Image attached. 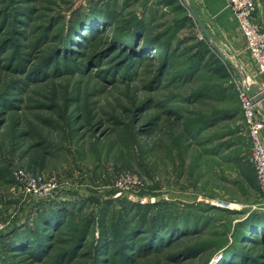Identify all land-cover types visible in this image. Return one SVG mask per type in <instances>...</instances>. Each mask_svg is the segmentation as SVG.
I'll use <instances>...</instances> for the list:
<instances>
[{
  "label": "rangeland",
  "instance_id": "1",
  "mask_svg": "<svg viewBox=\"0 0 264 264\" xmlns=\"http://www.w3.org/2000/svg\"><path fill=\"white\" fill-rule=\"evenodd\" d=\"M205 5L201 0H0V224L6 231L31 227L28 221L42 203L48 208L64 202L81 212L51 234L41 261L25 253L8 261L264 264V241H238L246 213L264 210L237 97V88L253 83L248 55L239 48L240 35L226 32L230 22ZM92 17L99 21L88 25ZM89 26L100 33L91 34ZM135 26L136 46L143 48V39H149L167 52L162 73L159 50L137 55L132 44L110 48L112 38ZM212 58L226 77L209 66ZM258 108L264 118V108ZM196 122L200 134L192 130ZM15 169L54 178L57 190L46 198L25 197L12 178ZM126 176L139 185L128 178L126 188H118ZM128 204L139 210V219L170 213L190 231L177 238V246L165 243L143 254L129 250L124 262L120 253L111 256L113 244L96 253L104 241L100 225L111 231ZM85 223L91 226L88 244L77 255L62 257L74 230ZM132 239L130 245L141 243Z\"/></svg>",
  "mask_w": 264,
  "mask_h": 264
},
{
  "label": "trees",
  "instance_id": "2",
  "mask_svg": "<svg viewBox=\"0 0 264 264\" xmlns=\"http://www.w3.org/2000/svg\"><path fill=\"white\" fill-rule=\"evenodd\" d=\"M92 18L93 19L90 22H87L88 25L98 20L95 17ZM78 24L79 23L74 25V30L79 28ZM80 25L83 26V24ZM134 28V33L133 31H128L122 36L119 35V37L116 36L112 38L110 48L118 46V43H121L122 45L132 44L131 51L137 55L139 53L147 55L151 52V48H153V50H159L160 52H163L162 58H164L160 61L162 64V73L167 64V52H164L159 45L151 42L149 39H143V48L136 46L135 41L138 37L136 35L137 27L135 26ZM82 30L84 31L86 28L82 27ZM88 30L91 34L95 32L96 34L100 33V31L93 30L92 26L87 27V31ZM141 36L143 37L144 35ZM131 51L129 54L132 53ZM209 66L211 68L213 66V70H215L216 74L219 76H227L225 68L221 65V62L218 59L215 58V60H213L212 58V62L211 64L209 63ZM3 98L4 97H1L0 101H2ZM194 127L195 129H192L193 132H199L198 134H200L201 129L200 126L198 127V122L195 123ZM132 205L133 204H128V207L122 206L121 211L114 221L111 231L108 227L105 228L103 225H100V236L104 241H102V243H97L98 245L95 248L96 253H100L113 244L115 245V250L111 253V256H115L120 253V257L122 258L121 261L124 262L127 259L129 260V250H131V253L133 254H136L137 252L143 254L144 250L146 252H148V250L157 252L164 248L165 243H167V248L177 246L180 242L177 238L184 237L189 233L188 231H190V227H188V224H186L185 221L179 223L178 219L175 217L173 218L170 213L160 218L161 220L158 217L153 216L147 221V217L145 215H142V218L139 219L137 215L140 212H138L139 210L133 211L134 208L130 209V206ZM38 206L41 207V210L38 212L35 210L32 221H28V223L31 224V227H28V225L27 227L16 226L15 228L7 231L5 229L0 233V260L4 263L12 264L6 257L15 258L23 253L27 254V256H32V260L37 262L41 261L44 258L43 256H45V250L48 244H50L51 234L62 227L68 226L74 217L81 215V212L79 211L80 207L75 205V207L71 208L64 202L48 205L50 206L48 208H44V203ZM139 207H141V205H138V208ZM246 215L247 216L244 217L243 221H241L243 231L240 233L238 238V241L240 242L239 244L245 243L247 240H251L253 243L263 242L264 210H252L246 213ZM90 231L91 226L89 223H85L82 227L80 226L76 228L74 230L75 237L70 241L71 243L69 244L68 249H65L62 257L77 255L81 246L88 244L86 239L90 235ZM133 237L134 239H132ZM258 238L260 239L258 240ZM131 239L134 241H141V243L130 245L132 242ZM192 253L193 251H188V254ZM95 260L97 263H100V259L98 257H95Z\"/></svg>",
  "mask_w": 264,
  "mask_h": 264
},
{
  "label": "built area",
  "instance_id": "3",
  "mask_svg": "<svg viewBox=\"0 0 264 264\" xmlns=\"http://www.w3.org/2000/svg\"><path fill=\"white\" fill-rule=\"evenodd\" d=\"M232 12L237 27L243 35L245 47L256 66L257 73L264 78V29L258 23L254 22L253 15L256 11V0H225ZM247 87L237 88V97L241 106V112L244 122H246L249 138L252 145L251 161L255 167L258 187L260 189L262 200L259 207L264 209V140L261 137L262 129L264 128V118L259 113L257 101L247 92ZM264 92V88H261ZM130 176L121 177L119 179L118 188L123 187ZM12 178L18 185L22 194L25 197H34L37 199L46 198L55 193L57 190V182L54 178H42L38 175L27 173L21 169H15L12 172ZM140 183L136 177L129 178ZM139 185V184H138ZM121 194L115 193L114 197H119ZM219 203H214L219 206ZM223 205V204H222ZM225 206V204H224ZM241 207L237 205L236 209ZM6 229V225L0 224V233Z\"/></svg>",
  "mask_w": 264,
  "mask_h": 264
},
{
  "label": "crops",
  "instance_id": "4",
  "mask_svg": "<svg viewBox=\"0 0 264 264\" xmlns=\"http://www.w3.org/2000/svg\"><path fill=\"white\" fill-rule=\"evenodd\" d=\"M204 2V4H206V8H211L212 10L215 11V13H220L223 15V23H225V21H228L230 22V25H229V30L228 29H225L226 32H234V33H237L238 35H240V43H239V48H242L246 55L247 56V60L248 62L246 63V67H247V70H248V74H250V76L253 77V84H256L258 87H261L263 88V85H264V78L262 76H260L256 70V66L254 65L246 47H245V41H244V38L242 36V34L238 31L237 29V24H236V21H235V18L232 14V12L230 11L229 9V6L227 5L226 1L225 0H201V2ZM257 3H256V11L253 15V19H254V22L258 23V25L264 29V0H256ZM209 2V3H208ZM222 23V25H223ZM233 40V39H231ZM247 83H252L250 81H248ZM246 83V84H247ZM245 84V86H246ZM263 136V137H262ZM261 137L263 138L264 140V128L262 129V132H261ZM240 161V160H238ZM240 164V163H239Z\"/></svg>",
  "mask_w": 264,
  "mask_h": 264
},
{
  "label": "water",
  "instance_id": "5",
  "mask_svg": "<svg viewBox=\"0 0 264 264\" xmlns=\"http://www.w3.org/2000/svg\"><path fill=\"white\" fill-rule=\"evenodd\" d=\"M188 10H189L190 14L192 15V17L194 18V20L197 21L196 23L199 26V28H201L202 32L206 35V37L208 39H211V36H210L208 30L206 29L204 24L201 22L199 17L196 15V13L192 9H190L189 7H188ZM246 87H247L246 89H247V92L249 93V95L252 96L254 98V100L257 101L258 103H260V106H262L264 108V92H263V90H261L260 87H258L256 84H253V83H247Z\"/></svg>",
  "mask_w": 264,
  "mask_h": 264
},
{
  "label": "bare ground",
  "instance_id": "6",
  "mask_svg": "<svg viewBox=\"0 0 264 264\" xmlns=\"http://www.w3.org/2000/svg\"><path fill=\"white\" fill-rule=\"evenodd\" d=\"M220 206V205H219ZM228 207V206H227Z\"/></svg>",
  "mask_w": 264,
  "mask_h": 264
}]
</instances>
